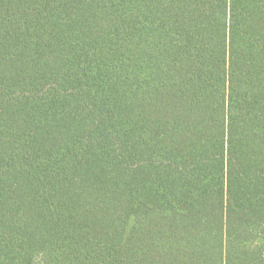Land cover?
I'll list each match as a JSON object with an SVG mask.
<instances>
[{
  "label": "trees",
  "instance_id": "1",
  "mask_svg": "<svg viewBox=\"0 0 264 264\" xmlns=\"http://www.w3.org/2000/svg\"><path fill=\"white\" fill-rule=\"evenodd\" d=\"M0 264H264V0H0Z\"/></svg>",
  "mask_w": 264,
  "mask_h": 264
}]
</instances>
